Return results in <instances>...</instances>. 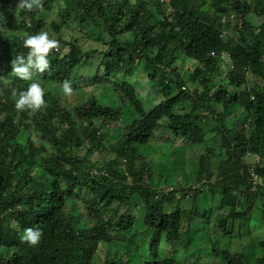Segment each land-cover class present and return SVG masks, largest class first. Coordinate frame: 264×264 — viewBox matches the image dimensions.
Returning a JSON list of instances; mask_svg holds the SVG:
<instances>
[{
  "label": "trees",
  "instance_id": "1",
  "mask_svg": "<svg viewBox=\"0 0 264 264\" xmlns=\"http://www.w3.org/2000/svg\"><path fill=\"white\" fill-rule=\"evenodd\" d=\"M39 3L47 12L56 10L61 23L40 19L37 7L18 9L19 0H0V249L7 250L0 264H96L102 244H124L127 255L133 257L145 239L149 253L145 264H180L162 256V244L174 247V254L179 247L189 254L192 227L200 214L196 208L182 210L181 202L194 194V203L205 185L211 186L214 196L220 194L222 207H229L219 219V230L232 238L237 227L231 223L237 220H241L240 232L246 229L254 205L264 195V84L251 83L248 77L251 72L264 80V21L257 26L249 20L251 15L263 18L264 0ZM72 22L80 30L95 28L93 40L102 48L86 50L78 40L58 37L44 72L30 69L31 80L15 74L13 61L19 56L27 61L26 38L45 30L61 34ZM225 26L239 32L237 38L223 35ZM65 47L68 52L61 54ZM224 52L230 55V63L223 60ZM181 56L198 63L190 82L200 88L188 89L176 66ZM138 67L160 98L151 109L141 101L136 86L125 80ZM78 80H85L81 88L112 82L121 102L137 114L114 146L107 148L105 142L109 126L122 116L121 107H109L92 96L65 108L45 86L70 81L77 89ZM34 82L44 89V104L36 110H18L13 97L19 98ZM227 83L234 90H228ZM188 104L190 110L180 113ZM234 108L245 111L251 122L228 120ZM163 127L194 145L219 137L199 160L198 185H179L170 191L150 184L153 166L140 148L150 145ZM25 134L31 137L24 144L20 140ZM34 135L41 145L32 140ZM43 143L52 147L49 155ZM95 152L112 153L113 158L100 166L89 158ZM251 154L260 155V162L247 160ZM212 159L220 162L214 182ZM251 169L262 179L256 192ZM80 198L89 211L87 218L92 219L87 226L68 209V199ZM139 221L142 232L137 231ZM27 228L41 231L37 245L21 240ZM214 239V257H222L227 264H249L244 252L232 253L220 247L218 237ZM259 247L263 255L254 261L264 264V241ZM128 262L119 259L106 264Z\"/></svg>",
  "mask_w": 264,
  "mask_h": 264
},
{
  "label": "rangeland",
  "instance_id": "2",
  "mask_svg": "<svg viewBox=\"0 0 264 264\" xmlns=\"http://www.w3.org/2000/svg\"><path fill=\"white\" fill-rule=\"evenodd\" d=\"M20 2V0H19ZM39 18L46 21L48 24L51 23H58L60 24V18L58 17V12L55 10L54 12H47L45 11L41 6L37 7ZM249 20L251 22H255L257 26H260V23L264 21V18L258 19L257 16L251 15L249 17ZM52 30H45L44 32L48 33L49 39L57 40L58 37H62L65 41H73L78 40L80 44L84 46L86 50H96L101 49L102 46L99 42L93 40V36L96 34L95 28L90 29H84L80 30L78 28L77 22H72L69 25H67L63 30L61 31V34H55L54 32H51ZM224 31H226V26L224 27ZM255 33H258V30L255 31ZM68 52L67 47H65L62 50L61 54H66ZM176 66L180 68L181 75L183 76L185 82H188V89L194 90L197 88H200L198 83H192L190 82V77L192 76L195 69L198 67V63L194 60L188 59L186 57L181 56L176 61ZM142 67V66H141ZM138 67L133 74V76H130L128 78L125 77V80L130 82L131 84L135 85L137 90H139L141 101L146 106L147 109H151L155 104L160 102V98H157L155 94L152 93V90L150 88L151 84L147 78V74H145L142 71V68ZM249 80L251 83H258L260 85L264 84V80L261 78H258L254 74H249ZM224 78V76H222ZM36 80V79H35ZM79 81V80H78ZM75 84H77V82ZM85 80H81L78 82L77 89L72 88L71 94H65L63 91V86L61 84L56 83H49L46 84L47 91L51 92L54 96L58 97L65 108L70 107L74 103H77L79 101L86 102L90 97L95 96L97 97L103 104L108 105L112 108L121 107L123 112L122 116L120 117L118 122L112 123L109 126L110 134L105 142V146L107 148H110L111 146H114L118 142H120L122 136L126 134L125 127L130 124L132 121L138 118L137 114L134 112V110L130 107V105L127 103H122L119 97L115 94L113 89V83L104 81L100 83H95L92 85H86L85 88H81L82 84ZM228 90H234L235 86H230L229 83H227ZM81 88V89H80ZM13 99L16 101L19 98L13 97ZM190 110V104L186 105L185 108H182L180 113L185 114V112ZM233 114L235 118L244 119L245 114H243V111L241 109L234 108L233 113H230V116L228 117V120H232V122L237 123V119L233 118ZM232 117V118H231ZM164 122V121H163ZM96 123L99 124L98 120H96ZM165 124V122L163 123ZM167 136H170L171 139H168ZM30 135H24L21 138L22 143H26L27 139L30 138ZM32 140H34L36 145H41V140L37 135H34L32 137ZM162 142H160V141ZM154 141L155 144H154ZM44 144V143H43ZM47 148V155H49L52 151V147L48 144H44ZM152 145V146H151ZM163 145L168 146L169 156L162 154V147ZM151 146V147H150ZM149 147L142 148L140 150L141 155L145 157V160H150V163L153 166L154 175L150 182V184L154 187L158 188H167L169 185H174V188L177 186V180L181 176L179 174V168L177 170H174L176 172V178H173V174L171 175L172 178L169 179V175H167L165 171V166L167 164H170L172 162H179L182 159H180L182 156L178 155V152H187L189 154L191 151H193L192 155L196 153V159L195 161H198V158L201 154L207 153V150L211 148H204L202 145H196L192 147L193 145H187L183 144L181 141H179L178 138L173 136L166 128H161L156 132V136L154 137L153 141L151 142ZM198 148V149H197ZM155 150V152L150 151ZM213 150V149H212ZM81 156L85 155V150L80 151L79 153ZM106 153L105 152H95L91 153L89 158L93 161H97L99 165H103L105 161H108V159H112V153ZM105 155V156H104ZM216 159L221 160V155L215 154ZM179 156L177 159L175 157ZM171 160L167 161V159ZM191 157H187V162H190ZM248 160V158H247ZM213 163L216 165L218 162L213 161ZM179 166L183 163H178ZM39 173L41 172L38 171ZM38 173V174H39ZM184 173V171H183ZM188 177L190 179L197 178V174L194 170H192V173L188 174ZM187 184L189 182H186ZM195 186L198 185L196 182L192 181ZM198 183V182H197ZM189 186V185H188ZM189 186V187H190ZM205 190L203 191V194L199 197H197V200L208 198L209 203L208 205L203 202L196 206H191L189 208V205H185L184 203L186 201L181 202V208L184 211L192 210L193 208H196L198 213L200 214L198 216L199 220L194 222V225L192 227V233L193 238L191 240L190 246H189V254L185 253V250L181 247L177 248L178 252L177 254H174L173 251L175 250L174 247L168 245L167 243L162 244L161 253L162 256H170L169 260L174 261L176 260L180 264H227L222 257H214V253L212 251L213 246V239L218 237L219 244L221 248L230 249L232 253L236 252H244L247 255V259L249 260V264H255V258L260 257L263 255V252L261 251L259 244L264 241V195L262 199H259L257 203L254 205V209L252 211L251 216L248 218V226H245L246 229H241L242 232H240L239 226L241 224V220H237L236 222H232L231 225H235L237 227L236 232H234L233 237L229 238V235H224L219 230L220 227H217V224H219V220L214 219L216 214L220 215L223 213L219 209L220 204L217 201V195L214 196L211 186L205 185ZM171 188V187H169ZM188 188V187H187ZM86 194H81V197H86ZM191 199H194V194L191 195ZM240 197V196H239ZM68 209L76 214L79 218L82 219V222L84 223V226H87V223L92 224V219H88V209L85 206V204L82 202V198L77 200H71L68 199L67 201ZM139 218L142 221L143 214L138 213ZM210 218V222H208ZM82 223V224H83ZM141 222H138V228L137 231L142 232ZM216 226V227H215ZM251 231V235L248 236L247 234ZM220 233V234H219ZM243 233V234H242ZM219 234V235H216ZM241 234V235H240ZM215 235L216 237H214ZM243 236V237H241ZM216 240V239H214ZM184 246V243L180 246ZM148 242L145 239L144 242H141V250L139 253L134 255H127V251L125 249L124 244L121 243H113L110 245L102 244L99 248L98 255L95 259L96 264H106L109 263L111 260H119L123 259V261L128 262L129 264H145V262L149 261V253H148ZM163 250V252H162ZM167 250L170 252L167 253ZM7 250L6 249H0V256L6 255ZM174 259V260H172Z\"/></svg>",
  "mask_w": 264,
  "mask_h": 264
},
{
  "label": "clouds",
  "instance_id": "3",
  "mask_svg": "<svg viewBox=\"0 0 264 264\" xmlns=\"http://www.w3.org/2000/svg\"><path fill=\"white\" fill-rule=\"evenodd\" d=\"M164 1H162V2H164ZM35 7H40L39 0H20L19 4L17 6L18 9H26L28 11L33 10ZM263 18H264V16H263ZM238 33L239 32H236L234 28L233 29L227 28L226 31L223 32V35H231L232 37L237 38ZM24 46L30 49L28 56H27V61L25 62V59L23 56L17 57V59L15 61H13V70H14L15 74L18 77H20L21 79L31 80L32 74L30 72V69L34 68L35 70H37L39 72H44V70L48 68L49 61L47 59V55L50 52V50L58 47V41H56L54 39H49L48 33L43 32L39 35L29 36L28 38H26L24 40ZM221 56H222L223 60H225L227 63L231 62V57H230V55H228V53L224 52L221 54ZM249 74H252V73L250 72ZM63 91L65 94H71L72 86H71L70 81H65L63 83ZM43 96H44V89L41 87V85L39 83H36V82L31 83L29 85L27 91L21 92L19 94V99L16 101V108L18 110H23L25 108L32 109V110L39 109L44 104ZM232 113H233V111H232ZM243 114H245L244 119L239 120V118L234 117V114H233V118L237 119L238 120L237 122L245 121V120H246V122H248V121L251 122V118H249L248 114L245 111H243ZM163 128H166V127H163ZM166 130H168V129L166 128ZM155 136H156V134H155ZM173 136H175V135H173ZM176 138H178V137H176ZM153 139H152V141H153ZM178 139H179V141L181 140L182 142H184L185 144H187L189 146L190 145H193L192 147L196 146L192 143L187 142L186 140H184L182 138H178ZM146 147H149V145ZM146 147H141L140 149L146 148ZM248 160L253 162L251 159H248ZM124 162H125V160H124ZM93 174L94 175H100L101 172L94 171ZM103 175H105V174H103ZM214 181H215V179L212 180V182H214ZM259 185L260 186L262 185V179H261ZM162 189H164V188H162ZM169 190L172 191L173 188H170ZM204 190H205V187H203V191ZM252 190H253V188H252ZM254 192H256V191H254ZM139 213H140V210H139ZM224 215H227V214L224 213ZM138 218H139V216H138ZM198 220L199 219H197L196 221H198ZM196 221H194V222H196ZM41 235H42V233L39 229L27 228V229H25V231L21 237V240L24 242H27L30 246H35L40 242Z\"/></svg>",
  "mask_w": 264,
  "mask_h": 264
},
{
  "label": "crops",
  "instance_id": "4",
  "mask_svg": "<svg viewBox=\"0 0 264 264\" xmlns=\"http://www.w3.org/2000/svg\"><path fill=\"white\" fill-rule=\"evenodd\" d=\"M168 137V139H171L170 138V136H167ZM219 139V137H215L214 139H210V140H208L205 144H202V147H204V148H213V146L214 145H216L217 143H218V140ZM160 141V140H159ZM181 141V140H180ZM155 142L156 141H154V144H155ZM160 142H162V141H160ZM182 142V141H181ZM183 144H185L184 142H182ZM150 146V145H149ZM152 146V145H151ZM150 146V147H151ZM168 146H165V145H163V147H162V154H165V155H167V156H169L170 157V155H169V151H168ZM198 149V148H197ZM151 152H155V150H152V151H150L149 153H151ZM192 153H193V151H191L189 154H187V152L185 151V152H182V153H180V152H178V155H181L182 157L180 158V159H182L181 161H179V162H172V163H170L171 162V160H170V158L169 159H167V161H169V163L170 164H167V165H164L165 166V171H166V173H168V174H170V175H172L173 174V178H176V172L174 171V170H177V168H179V174L181 175L179 178H178V182H177V186H181V187H184V188H187V187H189L190 185H194V183H192V181L194 182H196V184H198L199 183V160L201 159V157L204 155V153L203 154H201L200 156H199V158H198V161H195V159H196V153H194L193 155H192ZM152 154V153H151ZM191 157V159H190V162H187V157ZM179 156H177V157H175L176 159L178 158ZM213 161H217L218 163L215 165L214 163H213ZM178 163H183L182 165H180L179 166V164ZM219 167H220V162L218 161V160H216V159H212L211 160V172H212V174L214 175L213 176V178H212V180H214V179H216V177H217V175H218V171H219ZM192 170H194L195 172H196V174H197V178H192V179H190L189 177H188V174L189 173H192ZM183 171H184V173H183ZM186 182H189L188 184L186 183ZM198 182V183H197ZM189 185V186H188ZM169 187H174V185L173 186H169ZM220 199V200H219ZM217 200H219V201H217V202H219V203H222V200H221V196H220V194H217ZM184 201H186L184 204L185 205H189V208H190V205L191 206H196L197 207V205H199V204H201V203H203V202H205L207 205H208V203H209V200H208V198H205V199H198V200H195V202L193 203V201H192V199H191V197H189L188 199H186V200H184ZM219 209L221 210V212L223 211V213L221 214V216H223L224 215V213L225 214H227L226 212L229 210V207L228 206H225V207H222V205L220 204V206H219ZM221 216L220 215H218V214H216L215 215V217H213L214 219H217V220H219L220 218H221ZM216 227V226H215ZM220 234V233H219ZM219 234H216V235H219Z\"/></svg>",
  "mask_w": 264,
  "mask_h": 264
},
{
  "label": "built area",
  "instance_id": "5",
  "mask_svg": "<svg viewBox=\"0 0 264 264\" xmlns=\"http://www.w3.org/2000/svg\"><path fill=\"white\" fill-rule=\"evenodd\" d=\"M162 1H164V0H162ZM248 159H251L254 163H259L261 158H260V155H258V154H251V155H249ZM251 177H252V181H253L252 182L253 183V186H252L253 190L254 191L259 190V187H260L259 184H260L261 178L253 169H251Z\"/></svg>",
  "mask_w": 264,
  "mask_h": 264
}]
</instances>
